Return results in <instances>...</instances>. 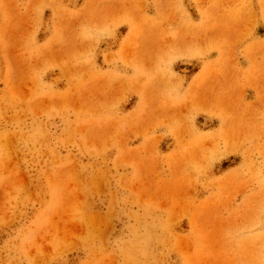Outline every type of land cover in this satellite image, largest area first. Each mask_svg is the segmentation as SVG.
<instances>
[{
    "label": "rangeland",
    "instance_id": "1",
    "mask_svg": "<svg viewBox=\"0 0 264 264\" xmlns=\"http://www.w3.org/2000/svg\"><path fill=\"white\" fill-rule=\"evenodd\" d=\"M0 264H264V0H0Z\"/></svg>",
    "mask_w": 264,
    "mask_h": 264
}]
</instances>
